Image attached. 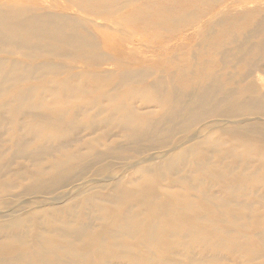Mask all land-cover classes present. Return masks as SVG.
<instances>
[{"label": "bare ground", "instance_id": "obj_1", "mask_svg": "<svg viewBox=\"0 0 264 264\" xmlns=\"http://www.w3.org/2000/svg\"><path fill=\"white\" fill-rule=\"evenodd\" d=\"M44 1L0 0V160L6 157L0 162V200L10 198L0 201V264H112L78 251L73 245L83 239L101 251L109 242L121 258L128 255L139 264L138 253L122 239L135 240L153 252L162 238L163 220L176 219L173 229L162 232L170 238L177 232L184 238L194 234L177 225L190 213H195L191 215L196 224L218 229L215 220L198 212L191 196L175 190L191 192L220 216L230 215L234 223L251 218L255 205L264 209V146L257 143L264 144V39L252 54L248 48L238 50L236 57L223 53L231 41L212 44L215 59L198 62L197 69L180 66L177 72L162 75L153 61L168 64L175 57L168 50L179 45L171 43L174 33L189 31L187 39L196 30L216 28L223 17L219 0H181L177 7L172 0H64L63 6L54 0L46 7ZM119 13L125 25L104 16ZM248 21L254 23L255 17ZM134 29L151 30L144 33L154 40L150 47L168 44H161L157 58L139 52L135 34L123 33ZM262 30L264 21L257 32ZM72 62L85 67L74 71L80 66ZM106 65L113 68H103ZM176 73L190 82L188 89L176 84L171 76ZM17 159L26 165L11 170ZM206 175L211 183H226L227 197L211 192ZM154 177L170 179L171 184H156ZM236 178L246 184H233ZM139 182L144 186L130 189L134 201L118 199L113 192L90 194L80 206L63 211L65 218L50 210L51 222L43 218L48 208L21 213L19 205L9 206L22 196L24 203L39 197L60 203L94 188H120L126 193L129 185ZM155 191L164 195V201L159 202ZM144 195L149 196L147 201ZM251 195L254 201L248 200ZM108 204L119 211L102 214ZM148 213L161 217L149 220ZM94 220L101 222L98 236L92 232ZM246 237L236 236L233 252L246 248ZM253 237L259 240L257 253L264 255V230ZM221 258L192 251L185 261L208 264ZM155 261L146 259L147 264Z\"/></svg>", "mask_w": 264, "mask_h": 264}, {"label": "rangeland", "instance_id": "obj_2", "mask_svg": "<svg viewBox=\"0 0 264 264\" xmlns=\"http://www.w3.org/2000/svg\"><path fill=\"white\" fill-rule=\"evenodd\" d=\"M22 1V0H20ZM54 0H45L44 2L45 7L48 5L47 2H53ZM56 4L59 6H63L64 0H55ZM174 3V6H180L182 4L181 0H172ZM201 9H207L211 10V7H206V6H200ZM218 7L221 8L223 12V17L221 21L219 22L218 26L216 28L209 29L206 33H203L204 30L202 31H195L193 32L194 36L188 37L187 39L184 37L185 34H189V31H184L182 34L179 32H175L173 28V32L175 38L173 40L171 39V43L175 41L176 44H179L178 46H173L168 48L169 54H174L175 57H172L170 60V63L164 64L162 62H156L153 61L155 66L154 69L158 70V72L162 75H168L166 71H172V72H177L178 68L180 66H192L193 69H197V63L206 60L210 61L216 58L214 49L212 47V44H218L224 46L226 42H229L223 49V53L226 56L229 57H236L239 54H236L237 51H246L248 48L250 50L249 54H252L253 51H256V46L257 44L263 43L264 39V30L258 31L257 30L261 27L262 22L264 21V0H219V5ZM74 11H77V9H73ZM71 11V10H70ZM80 11V10H79ZM208 11V12H209ZM249 11H253L255 15L252 13L251 15H248ZM225 12H232L229 17L224 16ZM110 21H118L120 24L125 25L126 22H124L121 19V14L117 15H110V14H105ZM174 14L169 15V17H173ZM255 17V22L251 23L248 21L249 17ZM155 17V16H154ZM240 21V22H237ZM224 24V25H223ZM191 25V24H189ZM172 26V25H171ZM181 28H184V26H180ZM255 28L257 29L255 31ZM131 29V28H130ZM133 29V28H132ZM241 30H244L246 34H243ZM102 31H106L109 33H114L117 36H121L117 31H114L111 28H103ZM192 31V30H190ZM134 33L135 34V40L139 41L140 47L138 48L139 52L141 51H147V54L151 57L157 58L159 52L163 51V47L166 43L165 41H162L159 43L158 47H150L151 42H154L152 40V37L145 35L151 32V30H148L146 32H140L139 30L134 31H124L123 33ZM145 33V34H144ZM199 34H201L199 36ZM167 41V40H166ZM183 42V44H182ZM145 44H148V47L143 46ZM170 43V42H169ZM154 45L157 44L153 43ZM163 46H162V45ZM168 44V43H167ZM250 46H253L254 48H251ZM102 50L105 51V48H102ZM165 50V49H164ZM254 51V52H255ZM193 55V57H191ZM224 60L228 62V57L224 56ZM70 61V60H69ZM74 63V62H72ZM152 64L151 62H149ZM229 63V62H228ZM77 67L74 71H81L82 66L85 67L82 63H74ZM111 66V67H110ZM221 67V65H218ZM113 68L112 65L109 66H103V68ZM87 69H94L92 67L86 66ZM222 68V67H221ZM99 71L101 69H98ZM165 70V71H164ZM223 70V68H222ZM231 70L229 68L227 72ZM224 71V70H223ZM171 75V74H170ZM176 75H171L173 78L176 77V84L179 87L186 88L188 89L190 82L185 81L182 79H179ZM257 77V74H254L253 80H255ZM140 86L145 85L144 83L139 84ZM262 89H264V86H262ZM156 110L158 111L159 108L156 107ZM264 122V120H262ZM228 138H231L230 136H227ZM241 139V138H240ZM243 139V138H242ZM240 141V140H237ZM243 141V140H242ZM257 143L262 144L260 140L257 141ZM5 145V144H4ZM33 144L32 146H34ZM7 146H9L7 144ZM110 160V159H107ZM105 160V161H107ZM46 160H44L45 162ZM1 163L6 162V157H2L0 160ZM28 164V163H27ZM25 166L26 163L23 160L17 159L15 163L12 162V165H10L11 170H19L22 166ZM42 178H47L48 175H41ZM208 183H211V177L205 176L204 178ZM154 183L158 184L159 181L160 183L163 184H171L170 179L169 181H164L159 177H154L152 179ZM126 180H124L125 182ZM207 183V184H208ZM233 184H239V185H245L246 182L242 179H235L232 181ZM250 183V182H249ZM251 187H253V184L250 183ZM226 183H215V181H212L211 185V192L213 193H218L219 195H223V197L226 196V192L224 190V186ZM129 185V184H128ZM209 185V184H208ZM93 186V184H91ZM144 186V183L139 182V184L134 185V186H128L129 190L124 193L122 189L117 188L112 190L111 188H105V189H100V188H94L91 189L89 192H80L78 194L71 195L70 197L65 198L62 200L60 203H52L49 199L46 197H39L38 199L33 198L32 202L29 203H24L25 197H20L12 201L10 203V208L17 205L21 207V213H26V212H31L33 209L41 207L42 209H47L46 212L43 213V218L45 219V222H51L52 217L50 215V210L51 211H56L54 212L57 216L60 217H66L64 215L63 211L68 210L69 208L73 206H80L84 200V198L87 195L90 194H98V195H106L110 192H113L115 195H117V198L119 199L122 197L124 200H129V201H134L135 194L131 188L133 189H138ZM126 187V186H125ZM208 188L207 186H203ZM202 187V189H203ZM175 188H170L169 190H173ZM60 191V190H58ZM141 191V190H140ZM143 191L144 188H143ZM176 194H180L181 196H191L193 201L198 205V212L205 214L210 218V220H215L216 221V226L218 229L213 228L210 226L208 223L206 224H196L193 220V215L195 213H190L187 214V218H181L179 219V222L177 225H183V227H188L193 230L194 234L191 237L184 238L182 237V234L179 232L174 233V237L170 238V235L166 233H162L163 230H169L173 229L172 223H176L175 220H163L161 222V229H162V238L156 244L154 247V251H148L144 246L141 244L136 243L135 240H128V239H122V242L124 244L130 245L133 250L138 253L140 263L139 264H147L146 259L153 258L155 259V264H167L164 262V260L168 257H172L175 261L173 264H186V258L187 255H189L192 251L196 252L197 254L200 255H218L222 256V258L218 261H211L208 264H264V255L258 254V244L259 240L253 235L256 232H259L261 230H264V209L260 208L258 205H255L251 212V218L249 219H244L241 218L239 222H232V217L230 215H227L225 217H222L219 215V211L215 210V208L211 205H207L203 203L199 197H194L191 192L188 191H180V190H175ZM12 192L16 193L19 192V189H13ZM261 192H264V187L262 188ZM155 196L159 197V202L164 201L165 197L164 195L161 194L160 191L156 192L155 191ZM0 195H2L0 193ZM139 198V197H138ZM10 198L3 197L1 198L2 201L7 202ZM74 199V200H73ZM141 199V196H140ZM143 199L147 201L149 199V196L144 195ZM0 200V201H1ZM249 201H254L255 199L253 198V195H251L248 198ZM69 201V202H68ZM49 202V203H48ZM142 202H139L138 204H141ZM3 207L0 206V209ZM115 208L114 205L108 204L107 206L105 205L104 209H102L101 213L104 215H109L112 216L113 214H116L119 209ZM137 208L135 207L133 211L137 212ZM235 211V210H234ZM147 219L149 220H155L161 217L160 214H153V213H148L147 214ZM77 218L79 220L83 219V215L79 213L77 215ZM221 219H225L221 221ZM240 224H245V227H240ZM176 225V224H175ZM101 222L99 220H94L93 221V230L92 232H96V236L101 233ZM172 226V227H171ZM170 227V228H169ZM239 234L246 235L247 239V246L246 248H243L237 252H233V244L232 242L235 241L236 236ZM50 240V238H49ZM201 241L208 242L207 244H202ZM56 242V241H55ZM188 243H192V245L195 246H189ZM204 243V242H203ZM78 251H85L88 252L93 259L96 261H109L112 262V264H134L131 262L130 257L126 255V257L121 258L118 255V252L110 245V243H106L102 247V251L100 250L99 246L95 244L94 242H86L85 239L81 241H77L74 243V245ZM248 248V249H247ZM176 251H179L181 254H174Z\"/></svg>", "mask_w": 264, "mask_h": 264}]
</instances>
